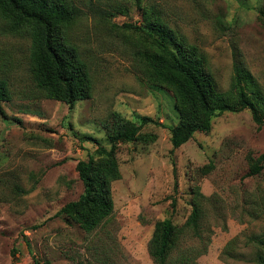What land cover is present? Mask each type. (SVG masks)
I'll return each mask as SVG.
<instances>
[{
  "label": "rangeland",
  "instance_id": "374dc122",
  "mask_svg": "<svg viewBox=\"0 0 264 264\" xmlns=\"http://www.w3.org/2000/svg\"><path fill=\"white\" fill-rule=\"evenodd\" d=\"M80 9L67 36L88 64L92 95L69 106L36 89L30 39L0 18V79L10 100L0 103V264H155L148 242L157 221L181 227L196 192L203 196L198 236L184 231L181 250L200 252L197 264H258L264 258V124L250 110L214 117L172 150L178 121L170 91L150 84L133 55L154 6L184 41L195 45L219 91L236 66L264 97V0H66ZM147 20V21H146ZM153 134L151 143L120 144V178L111 185L113 212L86 233L54 216L83 191L75 166L109 148L102 127L111 114ZM264 120V114L262 115ZM157 122V123H156ZM28 245H27V242Z\"/></svg>",
  "mask_w": 264,
  "mask_h": 264
},
{
  "label": "trees",
  "instance_id": "16d2710c",
  "mask_svg": "<svg viewBox=\"0 0 264 264\" xmlns=\"http://www.w3.org/2000/svg\"><path fill=\"white\" fill-rule=\"evenodd\" d=\"M146 26L124 24L140 32L142 46L133 54L144 78L152 85L165 88L174 98L178 121L168 127L170 143L175 150L189 141L195 133L207 134L212 121L224 112L248 109L258 128L263 126L264 97L249 87L247 74L236 66V75L227 91H219L211 73L203 67L204 59L195 45L184 38L164 19L156 7H149ZM262 16L264 13L261 10ZM80 9L66 0H0V18L11 33H25L30 39V70L32 81L47 99L69 106L87 100L92 95V81L88 64L78 48L67 36V29L78 19ZM11 98L6 80L0 79V103ZM152 122L143 117L139 125L111 114L102 123L109 148L87 136L97 144L86 160L77 162L75 169L83 185L79 197L64 204L54 216L62 217L67 224L90 233L113 212L111 185L120 178L117 149L120 144L141 141L151 143L153 134L140 133L141 126ZM157 123V122H156ZM261 155L246 176L260 172ZM203 196L196 192L191 213L181 227L170 219L157 221L148 242V252L155 264H197L200 252L194 249L178 250L180 235L186 231L198 236L202 218ZM27 242V241H26ZM257 244L264 245L263 240ZM28 245V242H27ZM264 264V258L255 260ZM35 264H40L34 260Z\"/></svg>",
  "mask_w": 264,
  "mask_h": 264
}]
</instances>
